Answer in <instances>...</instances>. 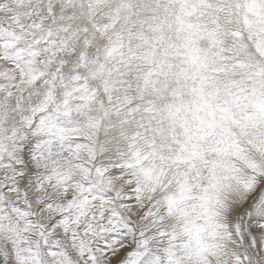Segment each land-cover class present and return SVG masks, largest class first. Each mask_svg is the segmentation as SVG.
<instances>
[{"label":"snow or ice","instance_id":"obj_1","mask_svg":"<svg viewBox=\"0 0 264 264\" xmlns=\"http://www.w3.org/2000/svg\"><path fill=\"white\" fill-rule=\"evenodd\" d=\"M0 264H264V0H0Z\"/></svg>","mask_w":264,"mask_h":264}]
</instances>
